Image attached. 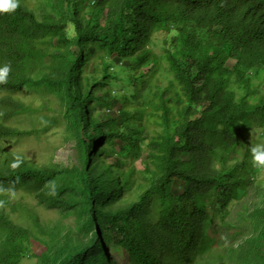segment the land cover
I'll return each mask as SVG.
<instances>
[{"label":"trees","instance_id":"obj_1","mask_svg":"<svg viewBox=\"0 0 264 264\" xmlns=\"http://www.w3.org/2000/svg\"><path fill=\"white\" fill-rule=\"evenodd\" d=\"M45 5L42 19L23 0L0 12V187L22 185L78 216L60 256L50 244L62 231H49L42 262L117 264L116 244L130 264H227L216 233L235 230L230 206L252 187L248 151L233 158V135H264V0ZM30 87L63 97L80 168L33 165L1 144L33 134L10 124L31 113L17 97ZM64 175L67 196L53 189ZM9 200L0 194V264H20L35 235L6 214L25 212ZM247 218L253 233L230 253L235 264H264V194Z\"/></svg>","mask_w":264,"mask_h":264},{"label":"rangeland","instance_id":"obj_2","mask_svg":"<svg viewBox=\"0 0 264 264\" xmlns=\"http://www.w3.org/2000/svg\"><path fill=\"white\" fill-rule=\"evenodd\" d=\"M20 1V0H19ZM35 13L39 19H42L45 14L49 13V9L45 5V0H23ZM233 64L230 60L229 65ZM147 71V70H146ZM35 79L40 78L38 74L34 75ZM115 91V90H114ZM18 99L32 108L30 114L20 115L10 121V124L17 125L19 129L31 131L33 134L20 139H10L2 141L1 144L5 149L22 156L29 163L37 166L49 167L57 166L62 171H71L74 167L80 168L77 157L78 137L76 130L68 124V118L65 115V102L60 93L55 90L47 89L46 87H30L17 95ZM105 110V109H102ZM119 110V108H118ZM106 111V110H105ZM103 111V112H105ZM259 139L264 140V135L257 134ZM222 138V135L219 136ZM233 139L238 143V151L234 153L233 158L236 161H242L246 155L247 144L250 140V134L243 131H235ZM224 143V140L221 141ZM249 163H250V156ZM183 159L187 160L188 156L183 155ZM140 161L134 163L138 169ZM219 163V162H217ZM252 177L249 179L252 182V187L247 190L246 196H243V191H238V201L233 202L230 206V225L234 227V233L241 232L243 237H233V231L230 227L221 228L220 233H216V239L219 241L220 250L227 257V264H235L233 255L230 253V247L236 248L241 242L253 233V226L247 218V213L253 210V206L257 205L262 200L264 194V172L254 168L251 163ZM259 173L255 182V175ZM67 176L59 178L53 184L55 191H67L66 196L70 193V186L67 182ZM253 180V181H252ZM260 190H256L257 187ZM183 189H179L177 193L181 194ZM0 194L10 196V203H18L25 209V212L20 210H12L6 207V214L18 225L29 228L35 237L29 243L28 253L21 260L20 264H46L40 258L46 253L49 242V231L59 228L62 233L57 241L51 245V257L60 256L58 249H64L70 246L66 244L65 233L74 230L78 224V216L74 215L67 209L63 210L54 208L51 209L38 201L31 192L24 186L0 187ZM237 201V200H234ZM30 215H35L38 218L37 226ZM244 223L246 224L243 229ZM214 236V233H213ZM116 244L112 245V258L117 264H130L129 255L121 250H116Z\"/></svg>","mask_w":264,"mask_h":264},{"label":"clouds","instance_id":"obj_3","mask_svg":"<svg viewBox=\"0 0 264 264\" xmlns=\"http://www.w3.org/2000/svg\"><path fill=\"white\" fill-rule=\"evenodd\" d=\"M19 6V0H0V12L12 11ZM7 66L0 70V83H6ZM250 156L251 165L261 172H264V140L259 139L255 130L250 132V140L246 145ZM22 161L19 157L15 159L11 165L13 168L18 167ZM4 206V202L0 201V207Z\"/></svg>","mask_w":264,"mask_h":264},{"label":"built area","instance_id":"obj_4","mask_svg":"<svg viewBox=\"0 0 264 264\" xmlns=\"http://www.w3.org/2000/svg\"><path fill=\"white\" fill-rule=\"evenodd\" d=\"M98 1L99 0H89L91 6L96 5L98 3Z\"/></svg>","mask_w":264,"mask_h":264}]
</instances>
